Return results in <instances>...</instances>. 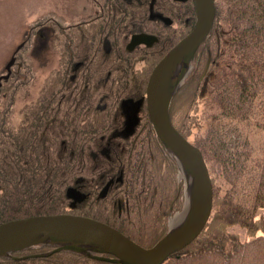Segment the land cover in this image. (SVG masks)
<instances>
[{
  "label": "trees",
  "instance_id": "trees-1",
  "mask_svg": "<svg viewBox=\"0 0 264 264\" xmlns=\"http://www.w3.org/2000/svg\"><path fill=\"white\" fill-rule=\"evenodd\" d=\"M94 1L96 11L87 17L63 21L48 13L31 25L52 28L59 64L23 107L18 124L9 119L14 95L29 86L32 72L11 86L3 80L12 93L0 111V223L81 214L148 247L167 231L182 193L176 165L144 105L132 124L126 108L144 97L147 78L139 75L147 77L190 21L176 14L172 23L158 25L149 0ZM140 30L157 34V43L127 50L130 34ZM203 43L169 115L204 153L213 205L197 237L161 264H264V0L216 1ZM153 153L158 162L151 164L146 159L152 161ZM51 248L16 250L13 257L0 256V264H123L63 249L36 254Z\"/></svg>",
  "mask_w": 264,
  "mask_h": 264
},
{
  "label": "water",
  "instance_id": "water-1",
  "mask_svg": "<svg viewBox=\"0 0 264 264\" xmlns=\"http://www.w3.org/2000/svg\"><path fill=\"white\" fill-rule=\"evenodd\" d=\"M213 1L195 0L196 21L192 30L156 63L146 86V106L153 128L176 160L183 162L187 172L190 201L180 221L153 245L143 247L109 224L83 215L54 213L10 219L0 223V256L13 257L11 253L16 250L41 244L52 245L53 248L37 255L66 249L123 264H161L170 254L197 237L211 214L212 182L202 153L173 126L168 108L172 92L182 77L178 69L185 67L187 70L193 52L212 25ZM155 40L152 34L133 33L127 47ZM13 61L14 56L5 65L6 73L0 75V84L2 78L8 77ZM138 103H129L131 122L135 120ZM90 249L112 254L113 257L97 255Z\"/></svg>",
  "mask_w": 264,
  "mask_h": 264
},
{
  "label": "rangeland",
  "instance_id": "rangeland-1",
  "mask_svg": "<svg viewBox=\"0 0 264 264\" xmlns=\"http://www.w3.org/2000/svg\"><path fill=\"white\" fill-rule=\"evenodd\" d=\"M216 1L222 3V0ZM95 11L93 0H0V74L5 73V65L15 55L17 62L23 64L18 66L13 63L7 85L11 86L18 79L22 81L27 78L29 71H33L29 86L17 89L14 95L9 118L13 124L20 122L23 107L37 98L45 78L59 64V54L51 45L52 28L47 25L31 28V25L48 13L58 15L63 21H70L87 17ZM141 63L140 59L138 65ZM7 85L2 84V90L0 89V111L6 106L8 92L12 93L11 89L6 90ZM199 118L205 124L202 115ZM183 196L184 194L182 198ZM183 204L181 200V205Z\"/></svg>",
  "mask_w": 264,
  "mask_h": 264
},
{
  "label": "flooded vegetation",
  "instance_id": "flooded-vegetation-1",
  "mask_svg": "<svg viewBox=\"0 0 264 264\" xmlns=\"http://www.w3.org/2000/svg\"><path fill=\"white\" fill-rule=\"evenodd\" d=\"M164 1L165 0H149V3H148L149 11L152 12L155 15L154 16L155 18H157V19H155V22L158 25H160V23H162V25H163V22L165 23L164 19H166V20L168 19V20H170V23H171L172 19L176 18V14H177V15H179V18L184 17V20H186V21L189 20L190 21V23H189V29H188V30H190L191 27L193 26V24L195 22V18H196V14H195V3H194L195 0H166L167 1V5L164 4ZM169 1H171V4L169 3ZM93 3L95 4V1L94 0H93ZM95 6H96V4H95ZM157 37H158V35H157ZM203 44H205V43L202 42L197 47V49L195 51V54L198 57H199V54H201L202 51H203ZM15 59H16V57H15ZM14 63H17L18 66H20L21 64H23V62H21V63L17 62V59L14 60ZM195 65H196V63L193 65V67ZM2 84L0 85V89H1ZM107 182H110L109 184H111L112 178H109L107 180ZM107 192H108V190H107Z\"/></svg>",
  "mask_w": 264,
  "mask_h": 264
},
{
  "label": "bare ground",
  "instance_id": "bare-ground-1",
  "mask_svg": "<svg viewBox=\"0 0 264 264\" xmlns=\"http://www.w3.org/2000/svg\"><path fill=\"white\" fill-rule=\"evenodd\" d=\"M164 21H167L166 19H164ZM151 34H155V33H153V32H150ZM158 41V40H157ZM157 41H154V42H147V43H144V42H140V43H138V44H136V45H134V46H132V48H128L127 47V43L125 44V47H126V49L127 50H133L134 48H142V49H148V48H150L151 46H153L154 44H156L157 43ZM26 59H27V57H25ZM154 58H155V55H154ZM185 67L184 68H181V70L180 69H178L181 73H180V75L181 76H184V75H186L187 74V72L185 71ZM185 71V72H184ZM33 72V71H32ZM145 73L146 72H143V73H141L140 75H139V77H142L143 75V78H142V81H144V80H146V78L148 77V75H147V77H146V75H145ZM174 97V96H173ZM173 97H171V99H170V102H169V107H170V105H171V102H172V100H173ZM144 108H145V106H144ZM153 127V126H152ZM183 136L190 142V143H192V144H194L193 143V141L191 140V138L189 137V136H186V135H184L183 134ZM195 145V144H194ZM195 146H197V145H195ZM166 147V146H165ZM198 147V146H197ZM199 148V147H198ZM199 150H200V152L202 153V155H203V157H204V153L202 152V150L199 148ZM165 151H166V153L170 156V157H172L175 161H176V173H175V175H176V182L179 184V186L181 187L182 185H185V186H187L188 187V177H187V172H186V169H185V167H184V164H183V162L180 160V159H178V160H176V158L172 155V152L166 147L165 148ZM152 161H149V160H147L146 159V161H148V162H150L151 164H153L154 162H158V154L157 153H153V155H152ZM178 161V162H177ZM208 162V161H207ZM109 188V186H102V190H106V189H108ZM184 192V191H183ZM185 205H184V207H180V209L179 210H177L176 212H174L173 213V215H171L170 216V218H169V220H168V223H167V231L172 227V226H174L175 224H177L179 221H180V219L183 217V215L185 214V212H186V210H187V208H189V201H190V192H189V189H187V191H185ZM166 231V232H167ZM165 232V233H166ZM191 243V242H190ZM190 243H188V244H190ZM187 244V245H188ZM185 247V246H184ZM182 249V248H181ZM180 249V250H181Z\"/></svg>",
  "mask_w": 264,
  "mask_h": 264
}]
</instances>
